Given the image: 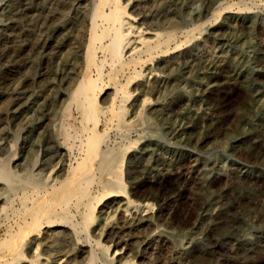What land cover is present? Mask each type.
Here are the masks:
<instances>
[{"label":"rangeland","instance_id":"rangeland-1","mask_svg":"<svg viewBox=\"0 0 264 264\" xmlns=\"http://www.w3.org/2000/svg\"><path fill=\"white\" fill-rule=\"evenodd\" d=\"M122 1L135 26L160 30L151 44L161 47L147 66L172 61L176 80L159 101L146 93L145 105L131 92L122 123L100 126L102 157L93 160L88 188L103 199L98 179L115 154L123 156L127 195L99 201L89 228L70 209L62 217L69 240L25 257L39 253L40 264H264V0ZM83 2L0 0V168L21 174L44 162L36 179L43 186L61 174L54 169L68 100L61 91L74 71L65 56L78 35H88L80 26ZM133 56L117 80L151 59ZM69 112L67 122L79 119L75 104Z\"/></svg>","mask_w":264,"mask_h":264},{"label":"bare ground","instance_id":"bare-ground-1","mask_svg":"<svg viewBox=\"0 0 264 264\" xmlns=\"http://www.w3.org/2000/svg\"><path fill=\"white\" fill-rule=\"evenodd\" d=\"M83 3L80 26L87 29L88 35H78L75 50L71 49L65 56V60H72L70 63L73 64L74 67L71 68H74V71L72 70L73 76L68 80L69 88L61 91L68 97L62 107L63 121L59 126L62 142L56 146L58 162L54 169L59 168L61 174L50 180L49 185L43 186L36 179L43 175V167L47 166L44 162L26 169L21 174L6 164L1 166L0 231L3 233L0 234V264H22L25 261H28V264H40L39 253L28 260L25 255L29 249L33 250V247L35 251L40 247L58 251L65 241L69 240L70 234H67L65 229L67 220L62 218L63 214L70 209L74 210L81 219L79 227L87 228L97 218L94 212L97 206L101 205L99 201L127 195L121 169L123 156L115 154L113 160L103 168V178L98 179L103 190L107 189L103 199H97L98 194L93 196L88 188L94 179L92 172L96 165L93 160L97 153V160L102 157V133L111 119L115 120L116 124L122 123L125 116L123 103L131 92L143 95L142 103L144 101L145 105L146 93L155 94L159 101L164 85L176 80L175 63L172 61L147 66L153 59V50L161 47V44H151L153 39L159 37L160 30L135 26L133 15L128 12L122 0H84ZM166 21L164 18L162 23ZM2 28L0 24V29ZM144 52L149 53L151 59H140L127 70L124 80H117V74L134 61L131 58L133 54ZM72 104L76 105L79 119L67 122L71 116L69 108ZM107 112L110 118L105 117ZM47 180L48 178L45 181ZM18 187L21 189L20 194L15 192ZM98 196L101 197L102 194ZM15 202L19 204L17 207ZM72 229L70 228V231ZM100 250L103 252L107 248L103 245ZM90 251L92 252L91 249ZM104 258L109 261L107 256ZM63 261L62 264H71L67 260Z\"/></svg>","mask_w":264,"mask_h":264}]
</instances>
